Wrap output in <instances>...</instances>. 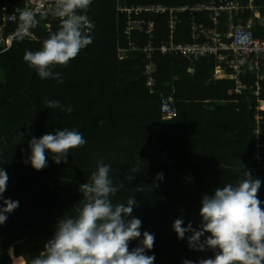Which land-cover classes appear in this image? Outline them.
Here are the masks:
<instances>
[{"label":"trees","instance_id":"16d2710c","mask_svg":"<svg viewBox=\"0 0 264 264\" xmlns=\"http://www.w3.org/2000/svg\"><path fill=\"white\" fill-rule=\"evenodd\" d=\"M7 1L2 8L5 1L0 0V25L2 13L24 5V0ZM119 1L123 7L151 2L177 7L218 0ZM231 1L236 9L231 15L222 11L217 25L227 29L229 16L242 24L250 19L254 33L264 37V0ZM115 3L92 0L86 10L94 22L87 30L92 42L67 66L53 69L62 74V84L40 79L23 59L26 50H41L43 41L59 30V18L49 15L41 20L42 13H37L38 26L22 38L14 35L8 46L5 36L19 27V14L0 30V168L9 177L2 196L19 202L0 225V264H11L12 256L20 255L29 264L39 255L53 237L58 220L78 214L85 202L79 186L91 182L101 158L110 166L113 186L124 184L110 197L113 204L126 205L134 197L137 206L126 219L138 218L141 233L155 234L153 249L145 250L155 255L154 264H182L185 259L195 264L212 258V250L189 248L191 233L178 239L173 222L181 218L182 226L191 222L198 228L204 195H211L218 186L235 184L244 178L243 171L257 179L264 170L256 169L252 158L257 98L247 89L236 92L233 79L215 78L213 57L186 59L127 47L128 38L122 34L126 14L122 10L118 14ZM187 12H176L175 41L190 40ZM169 15L164 11L154 16L158 42L168 37ZM203 22L212 24L205 18ZM130 40L141 45L146 39L132 33ZM146 62L154 64L153 72H145ZM253 72L243 75L242 81L251 83ZM260 85L258 99L264 100V79ZM162 97L175 108L171 115L161 111ZM46 99L74 110L69 114L47 109ZM259 113L263 146L264 110ZM65 128L81 132L86 140L84 146L70 150L66 163H54L47 150V167L36 171L26 163L30 139ZM158 173H163V180H157ZM258 197L264 202V183ZM140 239L130 241L129 249L139 246Z\"/></svg>","mask_w":264,"mask_h":264},{"label":"clouds","instance_id":"9594fccd","mask_svg":"<svg viewBox=\"0 0 264 264\" xmlns=\"http://www.w3.org/2000/svg\"><path fill=\"white\" fill-rule=\"evenodd\" d=\"M115 1L117 13L121 14L119 11L122 10V13L126 14L122 34L128 38L127 47H129V43H136L130 40L131 34L141 32L132 30L126 34L124 31L126 22L130 16L143 17L144 12L138 15L133 12L128 13L122 9L124 7L121 1ZM91 4L92 0H55L54 6L41 14V20L49 15L59 18L60 27L43 41L41 50H26L24 53V61L36 71L40 79H54L62 84L64 82L62 74L53 69L57 66H67L92 42L91 35L85 29H90L93 21L88 17L90 22L85 15H81V12L88 9ZM133 5L144 6L140 4L129 6ZM165 6L167 7L165 11L170 14L172 12L169 8L182 7ZM144 18L153 20L150 17ZM19 21L21 38L26 30L35 28L40 23L36 13L29 9L20 11ZM153 27L155 29L154 20ZM10 43L6 42V45ZM161 43L165 42H158L154 38L153 51L168 53L160 51L158 46ZM137 45L144 46L138 43ZM213 75H215V67ZM44 104L47 109L59 108L69 114L74 110L71 105L63 106L58 100L46 99ZM99 123L104 122L99 121ZM254 141L252 158L256 169L263 170L264 145L260 143L262 159L258 161ZM85 143L86 140L81 132L68 128L57 130L54 134H44L38 139L33 137L29 140L31 154L26 163L36 171L47 167L46 150L52 154L54 163H66L70 150L80 148ZM110 172V166L101 158L97 162L96 171L91 174V182L79 186L85 202L77 209L78 214L75 217L58 220L53 237L47 241L39 255L29 261V264H154L155 255H147L145 250L153 249L155 234L147 231L141 233L142 222L138 218L126 219L137 206L134 197H129L126 205L113 204L110 197L118 191V187L123 188L124 184L119 183L118 187H114ZM243 176L244 178L235 184L218 186L211 195L202 197L199 213L201 224L198 228H193L191 222L187 226H182L181 218L173 222L172 227L178 239H185V234L191 233L187 236L190 249L201 252L206 249L213 251L212 258L201 259L195 264H264V207L261 206L264 202L258 197L261 181L253 178L249 171H243ZM156 178L163 180V173H158ZM8 179L7 172L0 168V200L4 205L0 207V225L7 221V214L19 206L18 201L4 199L2 196L7 189ZM205 233H208L206 237ZM141 237L139 246L130 250L129 242ZM201 237L204 239L202 240ZM182 264H194V262L185 259Z\"/></svg>","mask_w":264,"mask_h":264},{"label":"built area","instance_id":"2783aa9c","mask_svg":"<svg viewBox=\"0 0 264 264\" xmlns=\"http://www.w3.org/2000/svg\"><path fill=\"white\" fill-rule=\"evenodd\" d=\"M4 5L8 3L4 0ZM55 0H24V5L14 7L13 11L9 13H2L0 30L7 21H14L17 18V14L24 9L32 10L33 12L43 13L49 7H53ZM237 5L231 0H218L216 1H204L194 4L193 6L185 5L179 8L171 7L169 11L172 12L169 17L168 25L171 28L175 27L177 22V11H211L209 20L212 21L214 26L217 25L221 12L226 10L231 15L233 9H236ZM128 13L138 15L139 13H148L151 17L154 13H160L167 9L165 5H133L122 8ZM87 10V9H86ZM86 10L81 12V15H85L88 19ZM89 20V19H88ZM227 23V29L224 32L217 31L215 29H207L204 23L192 20L190 22L189 32L192 35L193 41L181 43V42H165L159 44V49L162 53L168 52L172 54H179L186 59L198 58V57H213L215 61V70L220 69L223 71L226 78L233 79L235 82L234 90L239 92L243 89L249 90L251 95L257 98V105L254 113L253 132L255 135V147L256 157L258 161L262 159V151L260 150L259 134L261 132V114L260 110H264L261 107V103L264 100H259L261 85L260 81L264 79V37H258L251 27V21H247L245 24L241 22H234L232 16H229ZM90 21V20H89ZM91 22V21H90ZM153 20L146 19L144 17H129L125 25V33L129 34L132 30L147 34V42L143 47H139L137 43H129L130 48L141 49L144 52L152 53L154 50V38H153ZM86 31L88 28L85 29ZM30 33V29L26 30L23 34ZM20 34V28L18 27L13 32L7 34L6 41L8 44L11 42L14 35ZM202 40V41H201ZM204 40V41H203ZM154 64L151 62L145 63V72H153ZM250 71H256L257 77L252 80L251 83H244L241 79L243 75H248ZM148 83L152 82V78H149ZM161 111L167 115H171L175 112V108L170 105L167 98H161Z\"/></svg>","mask_w":264,"mask_h":264},{"label":"crops","instance_id":"0c3cea01","mask_svg":"<svg viewBox=\"0 0 264 264\" xmlns=\"http://www.w3.org/2000/svg\"><path fill=\"white\" fill-rule=\"evenodd\" d=\"M155 4H162V5H164L163 3H160V2H151V3H142V4H140V5H147V6H150V5H155ZM194 5V4H193ZM193 5H191V6H193ZM190 6V5H189ZM185 12V11H184ZM188 16H189V22H191L192 20H197V21H199V23H205V22H203V18H205V19H207L208 21H210L209 20V12L208 11H194V12H191V11H188L187 13H186ZM156 14H154V15H152L150 18H152L153 20H154V16H155ZM254 15L255 16H258V12L257 11H254ZM149 16V14L148 13H143V17H148ZM220 18H222V16L220 17ZM249 21H251L250 19H249ZM190 24V23H189ZM177 25V24H176ZM206 27H207V29L209 28V29H215V30H217V31H220V32H224L225 30H226V28H221V27H219V25H216V26H214L213 24H211V23H209V24H206L205 25ZM190 27V26H189ZM227 27V26H226ZM169 28V33H168V37L165 39V40H161V42H180V41H175L174 39H173V33H174V29L176 28V26L174 27V28H171V27H168ZM155 32H157L156 31V29H153V35H155L156 36V33ZM190 33V32H189ZM143 35L145 36V42L144 43H142V45H145V43L148 41L147 40V34H145V33H143ZM188 36H189V38H190V40H188V41H186V42H189V41H193V39H192V35H191V33L190 34H188ZM5 38H6V36H5ZM202 41V40H201ZM204 41V40H203ZM7 41H6V39H5V43H6ZM185 42V41H184ZM172 54V53H171ZM253 73H255V78L257 77V73L258 72H256V71H254ZM259 74V73H258ZM214 77L215 78H226L225 77V75H224V73H223V71L222 70H220V69H216L215 70V75H214ZM254 78V79H255ZM12 257H15V256H12ZM22 257V256H21ZM23 260H24V258H23ZM24 263V262H23Z\"/></svg>","mask_w":264,"mask_h":264},{"label":"bare ground","instance_id":"6f19581e","mask_svg":"<svg viewBox=\"0 0 264 264\" xmlns=\"http://www.w3.org/2000/svg\"><path fill=\"white\" fill-rule=\"evenodd\" d=\"M261 107H264V102L261 103ZM24 260L21 256L12 257L11 264H23Z\"/></svg>","mask_w":264,"mask_h":264},{"label":"rangeland","instance_id":"374dc122","mask_svg":"<svg viewBox=\"0 0 264 264\" xmlns=\"http://www.w3.org/2000/svg\"><path fill=\"white\" fill-rule=\"evenodd\" d=\"M259 180L261 181V183H264V170L262 171V173L260 175H258ZM262 179V180H261ZM12 261V260H11ZM24 264V263H23Z\"/></svg>","mask_w":264,"mask_h":264}]
</instances>
